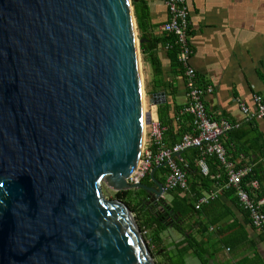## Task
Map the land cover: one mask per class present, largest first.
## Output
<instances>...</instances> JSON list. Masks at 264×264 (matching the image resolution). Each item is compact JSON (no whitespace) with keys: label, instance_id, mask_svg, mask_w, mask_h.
<instances>
[{"label":"water","instance_id":"95a60500","mask_svg":"<svg viewBox=\"0 0 264 264\" xmlns=\"http://www.w3.org/2000/svg\"><path fill=\"white\" fill-rule=\"evenodd\" d=\"M136 29L131 0H0V264H154L110 201L144 191L172 213L167 165L153 187L128 184L144 138Z\"/></svg>","mask_w":264,"mask_h":264},{"label":"crops","instance_id":"0c3cea01","mask_svg":"<svg viewBox=\"0 0 264 264\" xmlns=\"http://www.w3.org/2000/svg\"><path fill=\"white\" fill-rule=\"evenodd\" d=\"M135 2L147 9L151 34L161 37L160 27L168 20L165 0ZM187 6L192 47L190 64L197 83L212 89L203 98L205 109L215 120L239 124L238 129L220 138L233 163L229 165L238 169L264 168V117H249L258 109L254 98L264 100V0H187ZM156 55L167 86L154 88L152 68L144 62L150 78L148 92L149 95L164 92L173 119L174 107L183 106L186 101L185 83L181 76L171 73L166 46H159ZM242 105L248 110L247 115L241 111ZM176 121L171 123L173 128L177 127ZM198 156L196 148L180 155L184 165H189L185 173L187 190L183 193L204 196L212 192L216 198L199 209L194 201L192 211L196 214L184 221L185 233L166 232L165 244L170 245L173 254L190 245L183 264H264L262 232L251 224L236 193L224 189L226 175L211 158L207 162L209 177L200 175ZM261 181L264 186L262 174ZM169 196L167 200L171 204L173 199Z\"/></svg>","mask_w":264,"mask_h":264},{"label":"built area","instance_id":"2783aa9c","mask_svg":"<svg viewBox=\"0 0 264 264\" xmlns=\"http://www.w3.org/2000/svg\"><path fill=\"white\" fill-rule=\"evenodd\" d=\"M165 7L168 13V20L160 27L163 34L173 35L174 43L177 45V60L182 70V78L186 87V101L181 114L190 117L192 131L184 134L178 143L167 148L164 143V135L167 128L159 121L157 106L150 103L144 114V138L142 154L139 167L128 179V184L137 186L143 179L150 176L153 169L167 165L168 175L164 184L167 193L181 189L187 190L186 174L177 164L176 159L190 148L198 149L200 157L197 160V167L202 176L208 175L205 157L215 156L221 164L225 165L228 171L227 187L235 190L240 206L248 212L254 228H264V199L255 200L243 186V180L250 172V167L236 169L226 162V152L220 143V138L227 133L238 129L239 124L225 119L215 120L206 111L203 98L210 94L212 89L209 86L199 85L196 80V73L190 64L192 47L190 44L189 11L187 0H165ZM170 45L166 46L169 47ZM255 104L258 106L256 113L249 117L261 119L264 117V100L256 97ZM241 111L247 115L248 110L242 105ZM147 115H150L151 122H146ZM178 156V158H176ZM179 163L182 164L181 161ZM257 183L250 182V189H256ZM216 198L214 193L202 196L196 204V209L208 204Z\"/></svg>","mask_w":264,"mask_h":264},{"label":"trees","instance_id":"16d2710c","mask_svg":"<svg viewBox=\"0 0 264 264\" xmlns=\"http://www.w3.org/2000/svg\"><path fill=\"white\" fill-rule=\"evenodd\" d=\"M132 6L134 7V15L136 17L139 40H143V43L140 44L143 61L145 63H148L152 68L154 88L164 89L166 88L167 84L162 77V70L160 62L156 55V51L159 46L170 45L169 47H167L168 57L170 60V71L173 75L182 77V70L177 60L178 49L177 45L174 43L175 38L170 34H163L161 37L153 36L149 30L150 25L147 9L142 5H138L135 0H132ZM170 107L171 105H168L167 103L158 107L159 121L161 122L162 126L166 127L167 130H170L168 134L164 135V143L167 148H171L176 143H178L180 139L178 140L177 138H181L184 134L191 133L192 131L190 117L186 114H181L183 106L174 107L173 119L170 118ZM174 120H177L176 128H173L171 126V123ZM199 157L200 153L197 157V160L199 159ZM209 158H211L214 162V165L220 168V170H223V173H225L226 175V184L224 189H227L226 191L235 192L233 188L227 187L229 177L226 166L221 164V162L215 156H211L205 157V163L207 167ZM176 161L181 170H183L185 173L189 171V165H184V161L182 158H178L176 159ZM179 161H181L182 164L179 163ZM226 162L227 164H233L228 159L227 151ZM154 169H156V167ZM261 174L264 175V168L259 166L255 169H250V172L243 180V186L248 189L250 195L255 200L264 198V186L262 185ZM167 175L168 168H161L158 169L155 173V179L164 185ZM206 177H209V174ZM251 181H255L257 183L256 189H250ZM140 184L147 187H153V182L150 176H147L145 179H143ZM169 195H171L173 199L169 208L172 213L168 217L164 218V214H166L167 212L162 211L161 213H159V210H156L154 204H148L146 200L147 197L144 191H127L114 194V199L122 203L124 206L128 207L131 213L135 215V218L138 221L137 225L143 234V237L148 245V250L153 257L155 264H183V257L189 250L190 245L187 244L186 249L181 248L177 250L176 254H173L170 245L165 244L163 235L168 231H174L180 234H184L185 230L182 227L184 221L191 215L196 214L192 211V209L194 208L192 203L194 201H198L203 196L197 193H194L193 196H191L188 193H183V190L181 189L171 191L169 192ZM262 211L264 213V206ZM175 217L176 219L174 220V222H172V219ZM259 230L262 232L261 235L264 238V228ZM187 235L190 237V233H188ZM182 244L183 242L179 244V247Z\"/></svg>","mask_w":264,"mask_h":264},{"label":"rangeland","instance_id":"374dc122","mask_svg":"<svg viewBox=\"0 0 264 264\" xmlns=\"http://www.w3.org/2000/svg\"><path fill=\"white\" fill-rule=\"evenodd\" d=\"M131 3H132V0H131ZM136 31H137V38L139 39L138 30L136 29ZM138 49L140 50V45H138ZM139 60H140V63H141L140 71H141V74H142V89H143V92H144V100H145V105H146L145 108L147 110L149 108V105H150L149 97H148L149 96L148 89H149V85H150V81H149L150 78L148 77L149 72H148V69L145 67L146 65L144 64L143 57H142V54H141V50L139 51ZM114 194L115 193L112 192L110 201H117V200L114 199ZM169 198H170V196L167 197V199H169ZM131 214H132V218H133L135 224L137 225L138 221L136 220L135 215L133 213H131ZM137 228L139 230V234L144 239L143 234L140 231L138 225H137ZM144 242L147 245L145 239H144ZM147 248H148V245H147ZM152 259H153V257H152ZM154 264H155V262H154Z\"/></svg>","mask_w":264,"mask_h":264},{"label":"bare ground","instance_id":"6f19581e","mask_svg":"<svg viewBox=\"0 0 264 264\" xmlns=\"http://www.w3.org/2000/svg\"><path fill=\"white\" fill-rule=\"evenodd\" d=\"M139 64H140V68H141V63H140V60H139ZM140 75H141V82H142V74H141V71H140ZM142 97H143V102H142V106H143V113L145 114V116H146V108H145V100H144V92H143V90H142ZM144 127H145V125H144Z\"/></svg>","mask_w":264,"mask_h":264},{"label":"flooded vegetation","instance_id":"af4514ba","mask_svg":"<svg viewBox=\"0 0 264 264\" xmlns=\"http://www.w3.org/2000/svg\"><path fill=\"white\" fill-rule=\"evenodd\" d=\"M146 197H147V195H146ZM147 203H148V204H153V203H149L148 201H147ZM162 204H163V202H161L160 204L154 205L155 208H156V210H160L161 208H163ZM161 212H162V211H161Z\"/></svg>","mask_w":264,"mask_h":264}]
</instances>
